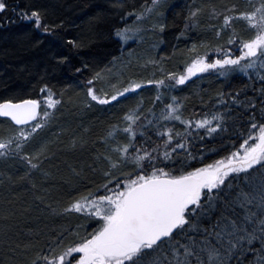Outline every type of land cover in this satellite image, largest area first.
Listing matches in <instances>:
<instances>
[{"label": "snow or ice", "instance_id": "6c2138e0", "mask_svg": "<svg viewBox=\"0 0 264 264\" xmlns=\"http://www.w3.org/2000/svg\"><path fill=\"white\" fill-rule=\"evenodd\" d=\"M110 2L122 48L151 42L101 65L65 19L0 0V26L14 16L42 34L34 47L48 40L35 95L0 84V188L16 198L0 207V264H264V0L186 5L171 51L165 0ZM177 54L182 67L170 68ZM69 73L75 85L55 79ZM190 98L199 107L189 111ZM66 107L75 126H57ZM95 111L109 115L94 134L99 117H84ZM56 149L82 158L46 167Z\"/></svg>", "mask_w": 264, "mask_h": 264}, {"label": "trees", "instance_id": "16d2710c", "mask_svg": "<svg viewBox=\"0 0 264 264\" xmlns=\"http://www.w3.org/2000/svg\"><path fill=\"white\" fill-rule=\"evenodd\" d=\"M25 3H30L48 10L49 18L60 17L65 19L68 25V33L75 35L81 34L88 43V46L81 50L82 56L95 60L99 64L107 63L112 59V57H122L127 54V48H133L136 51L147 48L148 43L151 42V37H148L146 42L140 44L139 42H129V44L122 48L121 43L114 36V27L123 24L120 20V16L113 10L110 0H23ZM208 0H165L166 4V14L168 15V21L170 27L167 30L166 40L168 41V50L171 51V45L176 44L177 41L173 39L174 34L178 29L183 26V15L186 12V5L192 3H206ZM217 3H225L227 0H216ZM248 0H241V3H247ZM142 0H127L129 6H139ZM175 6V7H173ZM175 13H180L175 15ZM99 14V19L95 18ZM10 15H13L10 13ZM130 19V18H129ZM196 30H194L195 32ZM200 35H211L210 31L201 29L199 30ZM245 36L249 35L247 31H244ZM41 33L38 31H32L31 25L24 20H17L13 16V22L5 26H0V84H7L11 88H22L27 94L35 95L33 92H29L31 83L36 79V73L43 68L45 61L47 59V45L48 40L46 39L44 43L37 47L33 46L35 39L41 37ZM185 43L190 41L187 38H181L179 46L182 48ZM165 47L164 45L161 46ZM183 57L180 54L174 56L168 63L171 68L173 66L179 65L182 67L181 61ZM135 71V68H133ZM198 75V74H197ZM207 77L202 83L193 77L197 83H201L202 87L207 88L209 84L213 87L216 85V80L208 74L198 75ZM55 79L61 83L67 82L71 84H76L77 82L71 77V74H56ZM83 84V80L79 81ZM59 86V85H58ZM151 86H149L150 88ZM195 85H189L184 92H178V95H184L185 93L195 92ZM68 94H72L73 100H76L75 88L68 90L65 94L67 98ZM6 95L3 87H0V96ZM143 95L150 96L151 92L145 90ZM82 98L83 93H79ZM132 101L129 100L128 103ZM192 104H199L190 98V103L188 105V110L192 108ZM124 105L121 104L118 107H114L112 111L118 112L120 108ZM107 112L95 111L90 113L88 116L84 117L87 123L91 120L92 116H98L99 120L93 121V133L99 132L103 128V124L100 120H103L105 116H108ZM79 117L75 114L74 110L69 108H64L58 113L56 117L57 126L64 124H72L75 126L76 121ZM0 128V133L4 132V129ZM41 136H48L50 132L45 129ZM63 142L66 144L68 142V137H62ZM57 156L46 165V167H54L60 169H66L68 164L78 162L82 157L81 154L76 152H67L61 149H56ZM210 162V161H206ZM3 167V165H0ZM18 167V166H17ZM15 190L19 191L17 187ZM71 193L64 189L63 191H58L55 195L61 199H67V196ZM25 198H30L31 193H23ZM16 198L12 196L11 192L8 191L6 187L0 188V207L4 206L5 200H15ZM57 223H62L63 221L59 218L56 219ZM69 223H74L75 218L68 221ZM45 223H50V221H45Z\"/></svg>", "mask_w": 264, "mask_h": 264}, {"label": "rangeland", "instance_id": "374dc122", "mask_svg": "<svg viewBox=\"0 0 264 264\" xmlns=\"http://www.w3.org/2000/svg\"><path fill=\"white\" fill-rule=\"evenodd\" d=\"M199 75V74H198ZM200 75H204V74H200Z\"/></svg>", "mask_w": 264, "mask_h": 264}]
</instances>
